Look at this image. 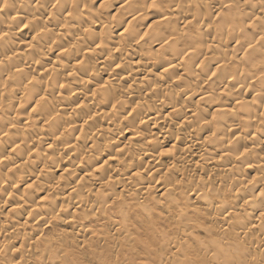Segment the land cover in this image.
Here are the masks:
<instances>
[{"label":"clouds","instance_id":"obj_1","mask_svg":"<svg viewBox=\"0 0 264 264\" xmlns=\"http://www.w3.org/2000/svg\"><path fill=\"white\" fill-rule=\"evenodd\" d=\"M0 264H264V0H0Z\"/></svg>","mask_w":264,"mask_h":264}]
</instances>
